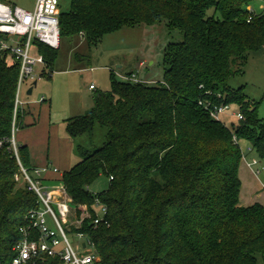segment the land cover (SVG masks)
<instances>
[{"label":"trees","instance_id":"1","mask_svg":"<svg viewBox=\"0 0 264 264\" xmlns=\"http://www.w3.org/2000/svg\"><path fill=\"white\" fill-rule=\"evenodd\" d=\"M250 1L71 0L69 11L61 9V42L82 36L98 45L109 33L156 23L183 31L185 38L167 47L161 83L121 81L111 70V89L97 91L86 114L66 121L73 139L98 126L106 131L102 146H76L82 160L61 179L78 216L88 207L96 217L97 198L108 207L110 225L96 228L88 219L82 227L95 242L99 264H258V255L264 259V204L241 205L240 178L242 141L264 157V118L260 102L249 100L243 88L228 86L232 75L244 72L251 54L264 49V14ZM34 44L45 59L42 76L52 78L61 46ZM19 75L20 63L0 53V140L5 141L0 264L11 263L23 238L20 228L39 206L37 195L17 180L21 166L10 149ZM207 92L221 94V104H237L244 119L231 129L213 119L200 105ZM19 150L22 164L33 170L29 146ZM101 175L109 177L110 187L93 193L90 187ZM37 264L62 261L45 257Z\"/></svg>","mask_w":264,"mask_h":264},{"label":"rangeland","instance_id":"2","mask_svg":"<svg viewBox=\"0 0 264 264\" xmlns=\"http://www.w3.org/2000/svg\"><path fill=\"white\" fill-rule=\"evenodd\" d=\"M7 1L25 9L33 10L37 0ZM249 5L257 13L264 14V0H251ZM70 8L71 0H61L62 11H69ZM184 39L183 31L170 29L165 23L142 24L132 28H123L107 34L98 45H91L82 36L62 39L61 47L58 50L59 57L56 61L52 78H41L38 85L34 88L32 95L27 94L29 84H25L21 97L24 101L30 99L33 103L39 102L43 96L48 101L52 100V107L50 108L52 123L58 127L56 132L57 138L54 134L55 140L52 150L57 151L60 148L56 144V140L64 147L69 148L65 151V156L73 148L69 154V161H62L63 166L67 168L73 167L82 160L79 153L75 151L77 145H83L87 149H95L102 146L106 141V131L99 126L92 133H87L77 139H73L67 131L66 121L70 117L83 115L88 112L94 106V97L97 91L111 89V70L116 73L117 79L121 81H125L121 75L135 73L140 79L149 81L152 85H158L163 81L165 75L164 55L167 47L171 43L183 42ZM76 55H83L84 58L78 59ZM141 62H145L144 66L141 65ZM237 67L236 64L233 66V69L237 70ZM92 84L97 86L98 89L93 90L91 88ZM228 86L232 90L243 88L249 100L260 102L259 116L264 118V49L251 54L244 72H236L232 75L228 81ZM48 101L43 103L45 107H49L47 106L49 104ZM232 110L240 111L237 104H232ZM224 120L231 126L236 121V117L227 113L224 115ZM46 121V117L41 118L38 124L40 125V129L38 130L40 136H37V130L33 132L35 140L41 141L43 137H47L48 129ZM18 137L17 129H15V139L20 147L21 144L18 141ZM34 143L36 144L37 142ZM241 145L245 154L243 162L244 160L251 162L253 158L261 160L260 164L254 166V169H259L261 174L258 176L253 174L249 178L247 187L245 183V172L248 170L247 164H245L247 161L242 165L240 178L243 183L241 191L243 201L249 187L253 197L259 193H264L261 185V183H264V160L255 151H248L251 148L248 142L242 141ZM52 154L51 158L56 157L58 152ZM50 160L52 161L53 159ZM242 170L243 175L241 177ZM61 172L64 173L62 170ZM20 183L24 184V181L21 180ZM109 187V177L101 175L92 184L90 190L97 194L107 190ZM256 200H260V198H256L254 201ZM96 211L102 214L101 207H96ZM49 220L50 225L54 227L51 217H49ZM73 221L71 220L69 223ZM69 238L74 244H77L81 240L75 232H70ZM258 264H264L262 255H258Z\"/></svg>","mask_w":264,"mask_h":264},{"label":"built area","instance_id":"3","mask_svg":"<svg viewBox=\"0 0 264 264\" xmlns=\"http://www.w3.org/2000/svg\"><path fill=\"white\" fill-rule=\"evenodd\" d=\"M60 14L61 0H37L33 10L0 0V53H8L20 63L14 131L10 149L21 166L17 180L24 181L39 200L38 208L28 214L27 223L20 228L23 238L15 246L16 254L10 264H37L45 257L60 258L62 264H99L100 258L95 252V242L82 231V227L88 219L92 220L96 228L102 224L110 225L106 217L108 207L103 205L99 198L95 200L94 207L95 209L101 207L102 214L96 211V217H94L92 210L86 207L81 217L78 216L76 209L72 207L73 200L61 180L54 185L45 183L47 173L63 175L61 170L52 164L35 167L33 170L26 168L21 162L19 146L15 139L17 117L24 106L21 97L23 87L28 83L29 89L35 81L39 82L43 78L42 68L46 64L43 55L36 52L34 41L45 43L53 48L61 46ZM121 76L125 81L151 84L149 81L140 79L135 73ZM91 88L96 87L92 85ZM206 94L209 97L201 99L200 105L210 113L213 119L230 129L244 119L243 112L232 110V104L218 102L221 94L212 92ZM43 101L45 97H42L41 102ZM227 113L236 117V121L231 126L224 120V115ZM234 141L236 144L240 142L236 135ZM4 142L0 140V148ZM248 151H253L252 147ZM261 159L264 160V157ZM260 162L261 160L253 158V161L248 164L254 168ZM256 174L258 176L261 171L257 169ZM262 188L264 189V183ZM49 217L54 227L50 225ZM71 220L74 221L69 223ZM70 232L77 233L81 238L77 244L69 238Z\"/></svg>","mask_w":264,"mask_h":264},{"label":"crops","instance_id":"4","mask_svg":"<svg viewBox=\"0 0 264 264\" xmlns=\"http://www.w3.org/2000/svg\"><path fill=\"white\" fill-rule=\"evenodd\" d=\"M144 64H145V62H141L142 66H144ZM120 67H122V66H120ZM124 75H128V73L124 74ZM92 85H94V84H92ZM95 87L96 88L93 90L98 89L97 86H95ZM27 94H28V90H27ZM43 97H45V96H43ZM45 100L46 101H44V102L48 101V99L46 97H45ZM23 102H24L23 117H22L21 123L19 124V127L17 128V132L19 135L18 141L21 145L29 146L31 156H32L33 166L34 167H44L46 165L52 164V165H55L56 167H58L62 171L70 169L72 166L67 168V167L63 166L64 164L62 163V161L63 160L69 161V157H70L69 154L73 148H71L69 150L68 155L65 156V151L68 150L69 148L64 147L63 145H61L59 143L58 140H56V144H58L60 146V148L57 151L52 150V146H53L54 140H55L54 134L57 138L56 132L58 129L57 125L56 124L53 125V123H52L51 109H50L52 107V100L48 101L49 104L47 106H49V107H45V105L42 104L44 102H41V100L37 103H33L30 99H27L25 101L23 100ZM42 117L47 118L46 123H47L48 134H47V137L42 138V136H41L42 140L39 141V140H35V138H34L35 134L33 132L37 130V133H38L37 136H40L39 131H38L40 129V125H38V124L40 123V120ZM74 117H76V116H74ZM33 141L37 142V143L35 144ZM57 152H58V155H56V157L51 158V156L53 155L52 153H57ZM63 158H65V159H63ZM50 159H53V160L51 161ZM245 161H247L245 164H247L246 167L248 168V170H246V172H245V175H246L245 183H246V187H247L249 184V178H251L253 174H255V175H257V174H256V170L253 167L249 166V164H248L249 161L244 160V162ZM244 162H242V165ZM242 165H241V169H242ZM242 175H243V170H242L241 177H242ZM45 176H46L45 177V183H47L49 185H54V184H57V182L59 180H61L63 175L53 173V172H49ZM261 185H262V183H261ZM246 192H247V195H246V197H244L243 201L241 198V205L251 206V205L258 203V202L264 204V193H262V194L259 193L258 195L253 197V194H252V191L250 190V187L247 189ZM256 198H260V200L254 201Z\"/></svg>","mask_w":264,"mask_h":264},{"label":"water","instance_id":"5","mask_svg":"<svg viewBox=\"0 0 264 264\" xmlns=\"http://www.w3.org/2000/svg\"><path fill=\"white\" fill-rule=\"evenodd\" d=\"M38 85V81H35L34 82V85L31 86L29 89H28V95H32L33 94V91H34V88Z\"/></svg>","mask_w":264,"mask_h":264}]
</instances>
